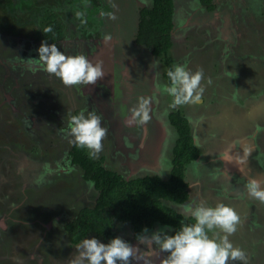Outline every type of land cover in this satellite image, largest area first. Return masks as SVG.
<instances>
[{
	"label": "rangeland",
	"instance_id": "obj_1",
	"mask_svg": "<svg viewBox=\"0 0 264 264\" xmlns=\"http://www.w3.org/2000/svg\"><path fill=\"white\" fill-rule=\"evenodd\" d=\"M174 1L172 46L154 55L135 39L138 11L153 0H0V264H68L77 245L92 237L103 243L121 237L136 246L142 259L131 264H160L167 255L158 245L139 244L128 222L118 221L108 235L90 232L78 242L68 237L67 220L98 195L69 155V116L81 112L101 118L107 135L98 158L126 178L170 175L178 138L170 115L186 117L194 144L203 138L208 144L187 163L189 197L164 202L183 215L182 225L190 224L185 205L232 207L240 222L230 242L245 252L246 264H264V203L246 187L251 179L264 181V0H214L213 11L197 0ZM50 19L61 24L50 44L101 62L103 79L69 87L44 70L37 49ZM124 48L129 89L119 86L124 73L117 77L113 69V54ZM176 64L203 69L199 101L172 106L164 88L170 85L166 71ZM140 97L151 99V118L130 123ZM165 226L174 230L156 222L148 234ZM215 234L224 235L208 232Z\"/></svg>",
	"mask_w": 264,
	"mask_h": 264
},
{
	"label": "clouds",
	"instance_id": "obj_2",
	"mask_svg": "<svg viewBox=\"0 0 264 264\" xmlns=\"http://www.w3.org/2000/svg\"><path fill=\"white\" fill-rule=\"evenodd\" d=\"M77 16H82V13H77ZM50 31L51 27L45 29V32ZM37 52L44 70L58 77L65 86L94 85L105 76L101 62L93 64L83 55H65L55 44L43 41ZM203 76V69L193 72L181 64L169 68L167 77L170 85L164 91L173 98L172 106L199 101ZM150 105V98L140 97L138 104L131 109L130 123L148 122ZM68 135L73 143L87 148L91 158H98L107 129L101 126V118L96 113L85 115L81 112L69 116ZM246 187L250 197L264 203V181L251 179ZM185 212L194 218L195 223L184 224L175 232L170 226H165L148 234L149 230L145 228L138 239L139 244H145L149 249L155 244L161 253H167L160 264H229L230 261L246 264L245 252L229 240L240 222L232 207L222 202L212 207L201 201L195 206L185 205ZM213 229H219L224 235L210 237L208 232ZM76 252L68 264H131L134 259H142L137 255L138 248L121 237H115L108 243L95 237L86 238L77 245ZM145 264L149 262L145 261Z\"/></svg>",
	"mask_w": 264,
	"mask_h": 264
},
{
	"label": "trees",
	"instance_id": "obj_3",
	"mask_svg": "<svg viewBox=\"0 0 264 264\" xmlns=\"http://www.w3.org/2000/svg\"><path fill=\"white\" fill-rule=\"evenodd\" d=\"M200 2L214 8L212 0ZM140 13L139 42L152 47L156 55H166L172 46L174 0H153L152 7L141 8ZM48 27L52 31L45 32ZM42 34L49 42L55 43L61 30L49 21ZM170 122L180 136L173 150L171 173L166 177L154 173L126 178L120 172L107 168L103 158H91L87 148L72 144L69 151L72 162L83 170L84 178L93 181L98 195L93 206L80 208L65 223L71 241L78 242L90 232L108 235L118 221L130 223L137 239L143 235V229L156 222L174 226V232L181 228L183 215L164 200L182 203L189 197L186 166L199 156L200 150L194 144L186 117L178 112L171 113ZM188 221L195 223L193 217Z\"/></svg>",
	"mask_w": 264,
	"mask_h": 264
},
{
	"label": "flooded vegetation",
	"instance_id": "obj_4",
	"mask_svg": "<svg viewBox=\"0 0 264 264\" xmlns=\"http://www.w3.org/2000/svg\"><path fill=\"white\" fill-rule=\"evenodd\" d=\"M203 7H205L207 10H210V11H213V9H210V8H208L205 4H203L202 2H200V0H197ZM124 2V1H123ZM212 2H213V4H214V0H212ZM125 3H127V2H125ZM153 5V4H152ZM129 6V5H128ZM144 7H147V6H142L141 8H144ZM152 7V6H151ZM141 8L139 9V21H138V23H137V27H136V42L138 43V44H141V45H145V46H148V45H146L145 43H141V42H139V40H138V33H139V24H140V21H141V13H140V10H141ZM131 13H133V12H131ZM174 13H175V1H174ZM174 13H173V27H174ZM133 17V16H132ZM117 18V16H116V14L114 13V14H112V17H111V19H116ZM81 19H82V16H81ZM111 19L109 20V21H106L105 22V24L106 25H109L110 26V22H111ZM54 20V19H53ZM50 22H52V20L50 19ZM48 23V22H47ZM46 23V24H47ZM53 23L55 24V25H57L59 28H60V30H61V24L59 25L58 23L56 24V22L55 21H53ZM173 27H172V29H173ZM41 33H42V31H41ZM43 35V34H42ZM94 36L93 37H91L92 39L94 38H97V36L95 35V34H93ZM171 36H172V30H171ZM45 37V36H44ZM45 39H46V37H45ZM98 39V38H97ZM46 41L48 42V43H51V42H49L47 39H46ZM150 47V46H149ZM152 48V47H151ZM171 48V47H170ZM126 48H124L120 53H118V54H113L114 56H115V58H114V63H116V65L118 66L117 67V69H118V71H116V69L115 68H113L114 70H115V72L117 73V77H120V75H123V73H124V71H123V69L124 68H128L127 67V64H125V63H127V62H125L127 59H128V54L126 53ZM152 50V49H151ZM152 53L154 54V55H156L154 52H153V50H152ZM113 55H112V58H113ZM128 61V60H127ZM18 65H14V69H17V68H19V67H17ZM136 70L134 69L133 70V75H134V72H135ZM121 72V73H120ZM125 73H124V76H122L121 78H123V80H120L119 81V86H122V87H125V88H127V89H129V85H131V84H133V83H130L131 82V79L130 80H127V79H125L126 77H125ZM133 80H135V77L133 76ZM122 87H120L121 89H122ZM125 91V95H126V97H131L130 95H129V90H124ZM125 116V115H124ZM128 119V118H127ZM126 121H128V120H126ZM179 133H178V138H179ZM178 138L175 140V143H174V147H175V145H176V143H177V140H178ZM204 140H202V142H198L199 144L197 145V147L198 148H200L199 146H202L203 148H204V146H205V144H208L207 142H208V140L209 139H207L206 140V138H203ZM225 141H226V139H225ZM203 148H200L199 150H202ZM200 155V154H199ZM199 157V156H198ZM197 157V158H198ZM188 188V187H187ZM189 191V190H188ZM191 217V216H190ZM183 221V220H182Z\"/></svg>",
	"mask_w": 264,
	"mask_h": 264
},
{
	"label": "bare ground",
	"instance_id": "obj_5",
	"mask_svg": "<svg viewBox=\"0 0 264 264\" xmlns=\"http://www.w3.org/2000/svg\"><path fill=\"white\" fill-rule=\"evenodd\" d=\"M130 120H131V118H130ZM228 163H233V158L232 157H230L229 155L227 156H225V158H224Z\"/></svg>",
	"mask_w": 264,
	"mask_h": 264
},
{
	"label": "crops",
	"instance_id": "obj_6",
	"mask_svg": "<svg viewBox=\"0 0 264 264\" xmlns=\"http://www.w3.org/2000/svg\"><path fill=\"white\" fill-rule=\"evenodd\" d=\"M233 163H234V161H233ZM233 166V165H232Z\"/></svg>",
	"mask_w": 264,
	"mask_h": 264
}]
</instances>
